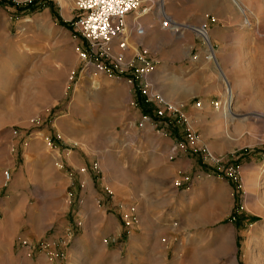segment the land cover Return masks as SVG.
<instances>
[{"label": "rangeland", "instance_id": "obj_1", "mask_svg": "<svg viewBox=\"0 0 264 264\" xmlns=\"http://www.w3.org/2000/svg\"><path fill=\"white\" fill-rule=\"evenodd\" d=\"M76 3L0 0V264H264V0L137 9L123 49Z\"/></svg>", "mask_w": 264, "mask_h": 264}, {"label": "built area", "instance_id": "obj_2", "mask_svg": "<svg viewBox=\"0 0 264 264\" xmlns=\"http://www.w3.org/2000/svg\"><path fill=\"white\" fill-rule=\"evenodd\" d=\"M80 14L74 21V28L92 47H108L116 41L118 48L126 47L130 38L127 32L126 17L131 12L141 9L142 12L155 11L160 17L162 28H172L175 21L164 10L163 0H77ZM132 21V29L136 36H143L145 29L136 21ZM182 29L181 27L177 30ZM85 58V53H81ZM99 69L101 66L98 65Z\"/></svg>", "mask_w": 264, "mask_h": 264}, {"label": "bare ground", "instance_id": "obj_3", "mask_svg": "<svg viewBox=\"0 0 264 264\" xmlns=\"http://www.w3.org/2000/svg\"><path fill=\"white\" fill-rule=\"evenodd\" d=\"M238 8L241 12H243V8L238 5ZM164 10H165V6H164ZM165 12L167 13V11L165 10ZM201 32V34L203 35V30H201L200 28H198ZM200 34V33H199ZM201 35V36H202ZM205 36V35H204ZM203 37V36H202ZM204 42H205V45L207 47V51H208V54H207V58L208 59H211L214 61V63L217 65L218 68H220V63L217 61V57L215 56V54H213L212 50H211V47H210V40H209V35H206L204 37ZM223 82H224V85L227 89V105H226V112H225V116L226 117H229L230 119H232V116L234 115L233 113V109L235 108V105L234 103L232 102V99H233V92H232V89L230 87V83L229 81L227 80V78L225 76H221ZM231 100V101H230Z\"/></svg>", "mask_w": 264, "mask_h": 264}]
</instances>
